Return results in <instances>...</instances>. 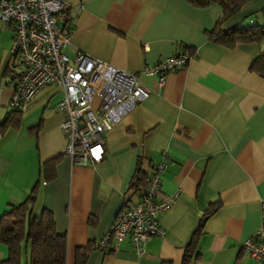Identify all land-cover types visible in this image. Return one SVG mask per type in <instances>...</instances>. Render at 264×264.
I'll return each mask as SVG.
<instances>
[{
	"label": "crops",
	"instance_id": "obj_1",
	"mask_svg": "<svg viewBox=\"0 0 264 264\" xmlns=\"http://www.w3.org/2000/svg\"><path fill=\"white\" fill-rule=\"evenodd\" d=\"M64 1L73 30L65 54L75 60L83 52L132 73L150 96L104 134L100 163L77 166L65 154L58 108L63 94L55 86L42 90L23 112L20 128L0 138V216L41 180L35 212L51 211L58 233L67 235V264H76L77 249L90 246L88 264H183L191 243L197 256L192 264H260L243 245L255 235L264 203V77L251 70L264 53V39L234 48L210 41L224 12L218 3L197 8L186 0ZM252 20L264 24V0H248L220 27L227 31ZM3 31L9 30L0 23V121L12 109V84L23 70ZM188 49L192 60L170 73L164 87L145 74ZM164 151L161 198L179 193L161 216L164 236L147 242L143 255L130 241L100 250L118 213L141 199L132 189L139 172L150 176ZM55 158L56 177L46 181L43 167ZM215 204L217 211L195 235ZM8 257L0 242V264ZM28 260L25 251L22 264Z\"/></svg>",
	"mask_w": 264,
	"mask_h": 264
},
{
	"label": "built area",
	"instance_id": "obj_2",
	"mask_svg": "<svg viewBox=\"0 0 264 264\" xmlns=\"http://www.w3.org/2000/svg\"><path fill=\"white\" fill-rule=\"evenodd\" d=\"M68 8L64 0H0V23L13 33L11 54L23 68L12 84L11 108L25 112L42 90L59 88L63 94L58 108L64 117L61 130L67 139L65 154L74 165L86 166L104 159V134L147 100L150 93L132 73L83 52L75 60L65 54L73 36L66 18ZM192 57L184 53L162 59L148 67L145 74L156 77L162 88L167 76L186 68ZM167 167L168 153L164 151L145 194L118 213L110 232L100 242V250H108L113 242L118 245L130 241L143 255L147 242L164 236L161 216L179 197L176 193L161 198ZM243 249L264 264V203L259 227Z\"/></svg>",
	"mask_w": 264,
	"mask_h": 264
},
{
	"label": "trees",
	"instance_id": "obj_3",
	"mask_svg": "<svg viewBox=\"0 0 264 264\" xmlns=\"http://www.w3.org/2000/svg\"><path fill=\"white\" fill-rule=\"evenodd\" d=\"M197 8H205L218 3L223 9V15L218 27L209 32V40L213 43L234 48L241 43H260L264 39V24H257L254 20L250 26L241 25L231 30L224 31L220 25L236 15L248 3V0H186ZM67 16V23H71ZM190 55H194L192 49H188ZM251 70L264 77V53L257 55L252 63ZM22 111L11 109L0 121V138L9 130L19 129L22 122ZM37 127L34 130L38 131ZM59 159L48 161L44 167V179L51 181L56 177V166ZM151 176V175H150ZM150 176L140 171L135 184L132 186L133 194L140 197L145 194ZM41 180L30 191L27 198L19 204H9L8 209L0 216V242L8 247L9 257L2 264H22L24 252H29L28 264H67L68 238L59 234L53 213L43 209L38 215L35 212L39 201ZM218 204L206 213L201 226L195 235L200 234L205 220L216 211ZM92 252L91 246L77 249L76 264H88ZM196 246L191 243L186 250L183 264H192L196 258Z\"/></svg>",
	"mask_w": 264,
	"mask_h": 264
},
{
	"label": "rangeland",
	"instance_id": "obj_4",
	"mask_svg": "<svg viewBox=\"0 0 264 264\" xmlns=\"http://www.w3.org/2000/svg\"><path fill=\"white\" fill-rule=\"evenodd\" d=\"M248 26H250V24L248 23L247 24ZM3 34L5 35V37L7 39H9V41H11V44L13 43V40L11 39L12 38V33L11 31H3ZM8 41V40H7ZM28 255H29V252H28Z\"/></svg>",
	"mask_w": 264,
	"mask_h": 264
}]
</instances>
